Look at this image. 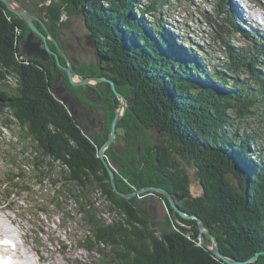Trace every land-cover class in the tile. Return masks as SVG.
<instances>
[{
  "label": "trees",
  "instance_id": "trees-1",
  "mask_svg": "<svg viewBox=\"0 0 264 264\" xmlns=\"http://www.w3.org/2000/svg\"><path fill=\"white\" fill-rule=\"evenodd\" d=\"M58 1L41 9L46 10L43 22L50 34L59 38L60 27L66 24L64 14L79 15L107 58L75 70L84 77L111 79L132 99L117 126L118 139H127L126 149L117 152V140L106 151L109 161L121 166L114 178L118 189L130 194L155 186L183 197L179 207L202 219L219 241L220 252L231 260L247 262L264 252V142L256 130L244 125L241 130L248 118L258 112L264 116V37L248 34L229 11L224 20L228 26L215 20L226 60L213 63L203 48L206 58L177 45L178 37L165 30L161 20H147L159 2L163 6L171 0ZM221 6L227 7L225 0ZM29 32L26 23L0 2V113L8 110L26 132L23 138L37 144L33 167L38 178L49 180L45 171L52 172L57 163L62 166L65 186L73 185L68 193L76 214L89 228L81 248L100 253L103 264H228L213 253L208 237L200 242L198 221L183 219L161 194L129 199L117 195L98 151L110 137L119 100L108 84L106 90L103 84L93 88L101 103L94 105L79 96L83 105L109 107L105 127L90 136L89 128L57 97L56 77L64 76L65 85L75 93L83 87L69 83L54 57L48 62L20 58ZM236 34L247 37L248 46L232 45ZM61 63L66 66L67 61L61 58ZM12 123L8 118L4 125L10 128ZM150 130L162 134L159 144L153 143ZM186 164L196 169L204 189L201 195L191 192ZM22 177L19 171L11 181L24 183ZM58 183H51L55 190L47 206L59 211L65 194L59 195ZM97 193L115 215L112 222L101 215ZM16 194L11 189L9 200ZM151 196L163 200L169 210L165 226L170 230L165 233L153 227L143 205ZM73 216L69 211L66 218ZM247 264H264V254Z\"/></svg>",
  "mask_w": 264,
  "mask_h": 264
},
{
  "label": "rangeland",
  "instance_id": "rangeland-1",
  "mask_svg": "<svg viewBox=\"0 0 264 264\" xmlns=\"http://www.w3.org/2000/svg\"><path fill=\"white\" fill-rule=\"evenodd\" d=\"M13 1L16 2L18 7L31 12L40 20L46 19V10L41 11L43 7L51 5L53 1L59 3L58 0ZM147 2L143 0V3L146 4ZM225 2L227 7L221 6V0H171L163 6L159 2L158 10L153 16L147 17V20L150 22L161 20L164 29L172 33L174 37H178V39L174 38L175 43L177 45L182 43L183 47L194 51L199 58H206L205 53L201 51V48H203L208 53L207 58L212 60L213 63H224L226 60L224 45L217 39L218 27L215 20H218L220 24H224V26H228L224 20L228 17V12L232 11L238 16L237 22L244 31L251 36L262 35L264 37V0H237V2L236 0H225ZM63 20L66 21V24L60 27L58 39H55L51 34L47 35L50 37L51 49L57 52L56 45L52 42V39H55L60 49L67 54L68 59L75 62L74 67L97 63L99 56L95 50V45L89 39L91 34L84 19L79 15L68 14L67 16L64 14ZM229 29L232 30L231 27ZM42 32L45 33V30L43 29ZM233 42L232 45L235 47H246L249 44L247 37L243 34L233 35ZM20 58L25 57H21L20 54ZM48 61H51V55ZM67 66L68 64L65 67ZM81 80V78L75 77L76 82ZM217 84L220 86L219 82ZM64 88L68 103L77 106L76 103H80L77 96L82 95L79 91L75 93V90L71 91L66 87ZM101 88L106 90L107 85L103 84ZM7 89L13 90L10 87H7ZM60 89L62 90L61 85ZM83 89L85 90L84 95L88 93L93 95L90 100L94 102V105L101 103L99 100L100 93L93 90L92 86H85ZM57 97L62 98L58 93ZM87 107L82 106L81 112L86 114L88 118L89 112H92L90 110H98L101 113L98 116L100 122L86 129L90 136H96V133L106 125L105 112L106 108L109 107L107 105L98 109ZM262 109H264V106ZM73 110L76 111L77 108ZM8 118L13 120L10 128H6L4 125ZM262 118L264 119V116L262 117L261 112H258L257 115L248 118L242 126L256 130L257 133L262 135V142H264V122ZM234 119L237 120V116ZM239 125L241 124L235 126L239 127ZM244 126L241 130H245L246 127ZM149 133L153 135V143L155 144H158L159 140L163 138L162 134L157 131L150 130ZM25 134L26 132L19 127L8 110L0 113V237L5 236L8 238L12 236L17 239L19 244L17 264H76L77 262L103 264L100 253H90L81 248V241L88 235L89 228L81 217L76 214L77 206L68 193V188L73 189V185L65 186L62 176L65 173L62 166L57 163L52 172L45 171L47 178L51 176V179L38 178L33 167V157L37 153V144L30 138H23ZM126 140L122 138L116 144L118 150L125 151ZM110 162L115 172L121 169L119 164ZM186 169L191 177V192L196 196L201 195L204 189L196 174V169L187 164ZM19 171L23 174L20 179H24V183L18 181L19 178L16 179L17 183L11 181L14 174H18ZM53 181H59L56 188L59 189V195L65 194L59 211L47 206L52 200L53 191L55 190L51 185ZM9 183H11V186L17 185L18 188H11L8 186ZM11 189L17 191V194L9 200ZM95 200L98 208H100L101 215L107 221L112 222L115 215L108 212L106 200L99 193L95 194ZM143 205L150 211L153 227L160 234L170 230L165 226L169 210L163 200L157 196H151L148 201L143 202ZM36 206L40 207V211L45 212L38 213ZM69 211L75 215L70 220L66 218ZM208 238L212 241L211 246H214V241L210 237ZM200 242L204 243L201 237Z\"/></svg>",
  "mask_w": 264,
  "mask_h": 264
},
{
  "label": "water",
  "instance_id": "water-1",
  "mask_svg": "<svg viewBox=\"0 0 264 264\" xmlns=\"http://www.w3.org/2000/svg\"><path fill=\"white\" fill-rule=\"evenodd\" d=\"M0 2H2L7 7V9L11 11L13 14H15L19 19L24 21L27 27L30 29V32L28 33L25 41L22 44L21 57L24 56L26 58H34L38 60L48 61L50 58V55H52L54 57V62L58 65V67L66 72L69 83L73 87L92 86L93 88H95L100 84H108L111 86L113 94L120 101V105L119 107H117L115 117L111 123L110 137L108 141L99 149L98 153H99L100 159L102 160L103 164L105 165V167L107 168L111 176V184L118 196L129 199V198L137 197V196L144 195L147 193L161 194L170 203V206L173 208V210L183 219L198 221L201 240L205 241V237H210L214 241V246H212L213 253L218 258H220L221 260L225 261L228 264H247L249 262H255L258 260L261 254H264V252L257 253L254 258H252L251 260L247 262H239V261H234V260L227 258L220 252L219 241L217 240L215 236H213L209 231H207V229L203 225L202 219L196 215H189L185 213L179 207L178 201L183 199V197H179L177 194L172 195L169 191H167L164 188L149 186L147 188L134 191L133 193H130V194L121 192L118 189L117 184L114 180L115 171L114 169H112L110 165L111 162L109 161L108 157H106L105 152L107 151L108 148H110L116 143L119 137L118 132H117V126L119 122L122 120V118L125 116L132 100L130 101L123 94H121L117 90V87L114 81H112L111 79L107 77H85L84 78L79 72L75 70V67H74L75 62L68 59L67 54L60 49L55 39H52V42L56 45L57 52L52 50L49 44L50 37L47 36V35H50V32L48 31L43 20H40L36 15L23 9L22 7H18L16 2H14L13 0H0ZM36 22L39 23L40 26L45 30V33H43L38 28ZM89 39L93 42L92 35H90ZM92 44L95 45V50L97 51V54L99 56V59L97 60V64L99 65L103 61L107 60V58H105L103 55L100 54V50L97 48V44L95 42H93ZM61 58H64L67 61V64H68L67 67L62 65L61 60H60ZM75 77H79L82 80L79 82H76ZM93 82H95V84H93ZM61 102L67 106L69 105L68 98L62 97ZM70 110L74 117H78L77 111L71 108Z\"/></svg>",
  "mask_w": 264,
  "mask_h": 264
},
{
  "label": "flooded vegetation",
  "instance_id": "flooded-vegetation-1",
  "mask_svg": "<svg viewBox=\"0 0 264 264\" xmlns=\"http://www.w3.org/2000/svg\"><path fill=\"white\" fill-rule=\"evenodd\" d=\"M51 57H53L52 55H51ZM53 58H51V60H52ZM65 72V71H64ZM55 83H56V91L58 92V94H59V96H61V97H65V95H66V90H65V88L64 87H66V89H68L69 90V88L65 85V81H64V76H62V75H59V76H57L56 77V81H55ZM60 85H61V88H62V90L60 89ZM63 85V86H62ZM65 85V86H64ZM79 91V93L81 94V95H83V96H85L86 98H88V99H90V98H92V94H90V93H88V95H84V89L82 88L81 90L79 89L78 90ZM77 91V92H78ZM83 93V94H82ZM77 95V94H76ZM78 97V99L80 98L79 97V95L77 96ZM80 100V99H79ZM77 104V106H75L74 104H69L68 105V107L69 108H71V109H75V108H77V112H78V118H79V120H80V122L82 123V125H84L85 127H91V125L90 124H92V125H94L95 123H97V122H100V119L98 118V115L96 114V113H94V114H91L90 115V119L87 117V115L86 114H84L83 112H81V107L82 106H84V105H80V104H83L82 102H81V100H80V103H76ZM86 106V105H85ZM89 107V106H88ZM87 107V108H88ZM91 108V107H90Z\"/></svg>",
  "mask_w": 264,
  "mask_h": 264
},
{
  "label": "crops",
  "instance_id": "crops-1",
  "mask_svg": "<svg viewBox=\"0 0 264 264\" xmlns=\"http://www.w3.org/2000/svg\"><path fill=\"white\" fill-rule=\"evenodd\" d=\"M85 95H88V94H85ZM89 98V97H88ZM90 111H92V112H89V119H90V115L91 114H94V113H96L98 116L101 114L98 110H90ZM91 125V127H93L94 125H92V124H90ZM91 127H88V128H91ZM122 140V138H120V140L118 141V142H120ZM118 144V143H117ZM115 150L117 151V152H122V151H120V150H118L117 149V145H116V147H115Z\"/></svg>",
  "mask_w": 264,
  "mask_h": 264
},
{
  "label": "bare ground",
  "instance_id": "bare-ground-1",
  "mask_svg": "<svg viewBox=\"0 0 264 264\" xmlns=\"http://www.w3.org/2000/svg\"><path fill=\"white\" fill-rule=\"evenodd\" d=\"M236 2H237V0H236ZM244 6V5H243ZM230 30V29H229ZM182 44V43H181ZM120 136V135H119ZM119 140V139H118ZM106 155V154H105ZM107 156V155H106ZM136 190V189H135ZM8 238H6L5 236H2L1 237V239H0V241L1 242H3V241H5V240H7ZM3 245V244H2ZM16 252H17V248H16Z\"/></svg>",
  "mask_w": 264,
  "mask_h": 264
}]
</instances>
